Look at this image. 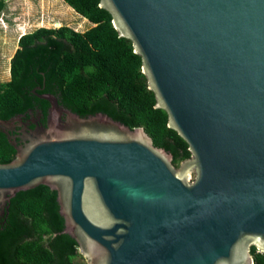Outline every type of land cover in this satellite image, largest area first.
<instances>
[{
  "label": "water",
  "instance_id": "95a60500",
  "mask_svg": "<svg viewBox=\"0 0 264 264\" xmlns=\"http://www.w3.org/2000/svg\"><path fill=\"white\" fill-rule=\"evenodd\" d=\"M188 144L179 164L143 127L48 101L0 118V216L57 193L86 264H253L264 253V0H99Z\"/></svg>",
  "mask_w": 264,
  "mask_h": 264
},
{
  "label": "trees",
  "instance_id": "16d2710c",
  "mask_svg": "<svg viewBox=\"0 0 264 264\" xmlns=\"http://www.w3.org/2000/svg\"><path fill=\"white\" fill-rule=\"evenodd\" d=\"M93 25L84 31L67 25L38 27L20 35L10 59V79L0 81V118L21 115L30 105L48 102L83 114L103 112L130 128L141 126L155 146L179 162L190 156L187 142L167 126V113L141 71V57L129 39L119 37L99 0H63ZM0 0V13L5 7ZM13 158L0 141V162ZM57 193L39 184L11 197L0 220V264H86L77 242L62 233ZM253 264L264 253L250 248Z\"/></svg>",
  "mask_w": 264,
  "mask_h": 264
},
{
  "label": "rangeland",
  "instance_id": "374dc122",
  "mask_svg": "<svg viewBox=\"0 0 264 264\" xmlns=\"http://www.w3.org/2000/svg\"><path fill=\"white\" fill-rule=\"evenodd\" d=\"M0 13V81L6 79L20 35L38 27L67 25L84 31L93 24L63 0H5ZM84 262H86L84 258Z\"/></svg>",
  "mask_w": 264,
  "mask_h": 264
},
{
  "label": "crops",
  "instance_id": "0c3cea01",
  "mask_svg": "<svg viewBox=\"0 0 264 264\" xmlns=\"http://www.w3.org/2000/svg\"><path fill=\"white\" fill-rule=\"evenodd\" d=\"M9 79H10V71H9V68H8V72H7V75H6V79L4 81H8Z\"/></svg>",
  "mask_w": 264,
  "mask_h": 264
},
{
  "label": "flooded vegetation",
  "instance_id": "af4514ba",
  "mask_svg": "<svg viewBox=\"0 0 264 264\" xmlns=\"http://www.w3.org/2000/svg\"><path fill=\"white\" fill-rule=\"evenodd\" d=\"M5 209H6V208H4V213H5ZM4 213L0 216V220H1L2 216L4 215Z\"/></svg>",
  "mask_w": 264,
  "mask_h": 264
}]
</instances>
